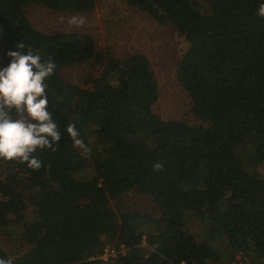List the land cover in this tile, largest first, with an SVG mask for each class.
<instances>
[{"label":"trees","instance_id":"1","mask_svg":"<svg viewBox=\"0 0 264 264\" xmlns=\"http://www.w3.org/2000/svg\"><path fill=\"white\" fill-rule=\"evenodd\" d=\"M123 1L184 36L188 46L176 78L200 123L154 113L158 83L144 54L116 57L98 50L90 34L41 31L26 14L28 5L87 12L96 0H0L6 54L22 42L21 51L56 64L46 81L47 110L62 137L56 151L33 153L42 161L39 170L2 160L0 224L20 225L27 249L12 257L0 247V258L12 264H208L221 261L214 242L222 237L243 264H264V18L257 15L264 0ZM84 63L100 67L99 74L84 85L63 79V67ZM69 124L87 153L74 146ZM88 162L86 177L80 173ZM131 189L152 198L158 218L113 210L109 200ZM191 219L204 226L203 239L190 231ZM107 246L126 250L105 262L100 256Z\"/></svg>","mask_w":264,"mask_h":264},{"label":"rangeland","instance_id":"2","mask_svg":"<svg viewBox=\"0 0 264 264\" xmlns=\"http://www.w3.org/2000/svg\"><path fill=\"white\" fill-rule=\"evenodd\" d=\"M197 1L205 2V0ZM26 14L33 26L41 31L77 30L90 34L98 50L108 48L116 57L124 58L133 53L144 54L150 62L158 83L159 97L152 106L154 113L165 120L186 121L190 124L200 123L191 110L188 93L176 78L178 61L187 49L188 43L184 36L171 25L159 24L150 15L123 0H96V5L92 10L80 13L53 12L43 6L28 5ZM72 16L85 17V24L80 27L69 25L68 20ZM10 62L11 58L0 46V69L7 67ZM99 72L100 67L84 63L63 67L61 75L64 80L72 84L84 85V81L97 76ZM2 160L3 158H0V172L3 169ZM80 174L90 176L89 162ZM109 205L116 212L131 210L147 214L152 218L159 216V211L152 198L140 193L137 189H131L117 198L110 199ZM27 217L29 218L30 215ZM188 227L199 239L205 237L204 226L196 219L189 220ZM21 230L20 225L0 224V247L12 257L22 254L27 249V245L21 239ZM223 240L220 237V240L214 242L222 254L221 261L208 264H243L245 258L240 253L226 248V242ZM141 245L146 249H152L145 242ZM109 248H114V253H124L126 250L124 247L116 249L109 246ZM110 254H112L111 251L107 253L106 259H102L107 262L108 259L114 257Z\"/></svg>","mask_w":264,"mask_h":264},{"label":"clouds","instance_id":"3","mask_svg":"<svg viewBox=\"0 0 264 264\" xmlns=\"http://www.w3.org/2000/svg\"><path fill=\"white\" fill-rule=\"evenodd\" d=\"M257 15L264 18V4L258 7ZM63 21V17L60 18ZM69 25L80 27L85 17L72 16ZM22 42L16 50L9 51L11 62L0 69V158L9 161L26 162L28 167L39 170L42 161L33 155L39 150L51 149L61 140V131L53 114L47 110L49 104L46 81L54 74L56 64L51 59L42 60L31 49L26 52ZM73 144L89 151L74 124L66 128ZM156 163L154 168L161 170ZM0 264L12 261L0 258Z\"/></svg>","mask_w":264,"mask_h":264},{"label":"built area","instance_id":"4","mask_svg":"<svg viewBox=\"0 0 264 264\" xmlns=\"http://www.w3.org/2000/svg\"><path fill=\"white\" fill-rule=\"evenodd\" d=\"M110 249V250H109ZM114 248H109V246H107L106 248H105V250H104V252H103V255H101L100 256V258L102 259H106L107 258V253L109 254L110 253V251H111V253L115 256L117 253H114V250H113ZM112 254H110L111 256H112Z\"/></svg>","mask_w":264,"mask_h":264}]
</instances>
